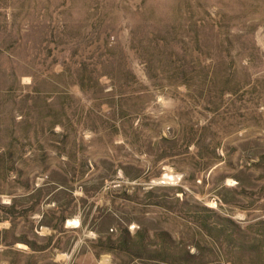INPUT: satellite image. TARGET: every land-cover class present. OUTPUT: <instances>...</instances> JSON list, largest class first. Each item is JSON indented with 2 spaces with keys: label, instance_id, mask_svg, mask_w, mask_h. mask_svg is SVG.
<instances>
[{
  "label": "rangeland",
  "instance_id": "obj_1",
  "mask_svg": "<svg viewBox=\"0 0 264 264\" xmlns=\"http://www.w3.org/2000/svg\"><path fill=\"white\" fill-rule=\"evenodd\" d=\"M0 264H264V0H0Z\"/></svg>",
  "mask_w": 264,
  "mask_h": 264
},
{
  "label": "trees",
  "instance_id": "obj_2",
  "mask_svg": "<svg viewBox=\"0 0 264 264\" xmlns=\"http://www.w3.org/2000/svg\"><path fill=\"white\" fill-rule=\"evenodd\" d=\"M23 242L26 243V244H28L30 248H32L33 250H35V249H34V248H35L34 243H31V242H29V241H23ZM36 250H37V249H36Z\"/></svg>",
  "mask_w": 264,
  "mask_h": 264
}]
</instances>
